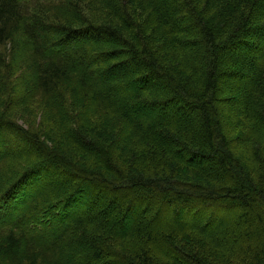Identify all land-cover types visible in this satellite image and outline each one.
Wrapping results in <instances>:
<instances>
[{
    "label": "trees",
    "instance_id": "obj_1",
    "mask_svg": "<svg viewBox=\"0 0 264 264\" xmlns=\"http://www.w3.org/2000/svg\"><path fill=\"white\" fill-rule=\"evenodd\" d=\"M0 264H264V0H0Z\"/></svg>",
    "mask_w": 264,
    "mask_h": 264
},
{
    "label": "rangeland",
    "instance_id": "obj_2",
    "mask_svg": "<svg viewBox=\"0 0 264 264\" xmlns=\"http://www.w3.org/2000/svg\"><path fill=\"white\" fill-rule=\"evenodd\" d=\"M237 132V131H236ZM9 138H10V136H9ZM11 139V138H10ZM16 139V138H15ZM12 142L14 141L13 139L11 140ZM14 142H16V141H14ZM239 151L240 152H242L243 150L242 149H239ZM53 178L56 180V181H58V179L57 178H55L54 176H53ZM25 189L27 190V192L29 191H32V185H30V186H27V187H25ZM8 215H10V212H9V214ZM27 229H29L28 227H27Z\"/></svg>",
    "mask_w": 264,
    "mask_h": 264
}]
</instances>
